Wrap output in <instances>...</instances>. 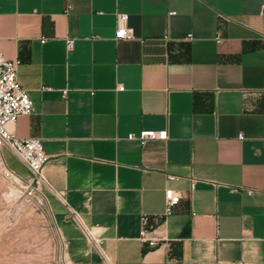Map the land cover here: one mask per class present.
<instances>
[{"label":"crops","instance_id":"crops-1","mask_svg":"<svg viewBox=\"0 0 264 264\" xmlns=\"http://www.w3.org/2000/svg\"><path fill=\"white\" fill-rule=\"evenodd\" d=\"M263 6L0 0V50L34 102L11 130L50 157L47 211L72 264H264ZM119 15L133 39H115ZM143 130L168 140H128ZM167 188L182 196L170 216Z\"/></svg>","mask_w":264,"mask_h":264},{"label":"built area","instance_id":"built-area-1","mask_svg":"<svg viewBox=\"0 0 264 264\" xmlns=\"http://www.w3.org/2000/svg\"><path fill=\"white\" fill-rule=\"evenodd\" d=\"M126 20V15H119L120 25L116 31V40H129L134 38L132 30L126 25ZM187 39L193 41L192 35H188ZM261 41L264 48V33ZM74 43V39H68V48L72 49ZM19 65V60H8L0 50V175L10 180L19 189L22 196L35 208L45 212L47 211V196L44 192V186L48 182L43 170L49 163L50 157L46 154L44 145L40 139H20L11 130V127L17 123L20 117L28 116L34 111V102L28 90L18 80ZM118 90L124 91L125 88L119 86ZM67 94L68 90L62 91L63 98H66ZM239 138L242 139L243 136L240 135ZM128 140H137L142 145L152 140L166 141L168 140V132L167 130H143L139 134H130ZM6 149L11 150L28 169L30 172L29 178H22L7 166L4 153ZM169 179L174 180L176 177L169 176ZM194 187L195 182L192 183V188ZM247 192L253 195L256 191L248 190ZM181 199V194L175 189L167 188L165 190V214L167 216L174 213ZM141 239L151 246H155L156 244L155 240L147 237L145 231L141 232Z\"/></svg>","mask_w":264,"mask_h":264},{"label":"rangeland","instance_id":"rangeland-1","mask_svg":"<svg viewBox=\"0 0 264 264\" xmlns=\"http://www.w3.org/2000/svg\"><path fill=\"white\" fill-rule=\"evenodd\" d=\"M0 264H72L68 246L51 213L35 208L2 175Z\"/></svg>","mask_w":264,"mask_h":264}]
</instances>
